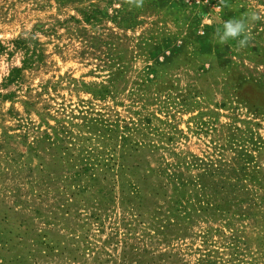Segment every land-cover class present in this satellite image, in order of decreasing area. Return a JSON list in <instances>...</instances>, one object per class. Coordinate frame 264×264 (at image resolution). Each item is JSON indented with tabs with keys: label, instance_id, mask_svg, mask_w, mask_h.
Wrapping results in <instances>:
<instances>
[{
	"label": "rangeland",
	"instance_id": "obj_1",
	"mask_svg": "<svg viewBox=\"0 0 264 264\" xmlns=\"http://www.w3.org/2000/svg\"><path fill=\"white\" fill-rule=\"evenodd\" d=\"M249 10L0 0V264H264V19L215 40Z\"/></svg>",
	"mask_w": 264,
	"mask_h": 264
},
{
	"label": "clouds",
	"instance_id": "obj_2",
	"mask_svg": "<svg viewBox=\"0 0 264 264\" xmlns=\"http://www.w3.org/2000/svg\"><path fill=\"white\" fill-rule=\"evenodd\" d=\"M261 19H264V11L257 10H249L238 17H230L216 29L215 40L220 45L234 41L238 49L246 48L252 38V22Z\"/></svg>",
	"mask_w": 264,
	"mask_h": 264
},
{
	"label": "trees",
	"instance_id": "obj_3",
	"mask_svg": "<svg viewBox=\"0 0 264 264\" xmlns=\"http://www.w3.org/2000/svg\"><path fill=\"white\" fill-rule=\"evenodd\" d=\"M29 38H23V39H18V40H15L13 43L15 45L16 48H22L25 50L26 53H28L27 51L29 50V47H28V42H29ZM32 53L31 54H27V58H25L23 60V62L25 63H31L33 58H32ZM17 70V69H14L13 72Z\"/></svg>",
	"mask_w": 264,
	"mask_h": 264
},
{
	"label": "built area",
	"instance_id": "obj_4",
	"mask_svg": "<svg viewBox=\"0 0 264 264\" xmlns=\"http://www.w3.org/2000/svg\"><path fill=\"white\" fill-rule=\"evenodd\" d=\"M187 2L193 1V0H186Z\"/></svg>",
	"mask_w": 264,
	"mask_h": 264
}]
</instances>
